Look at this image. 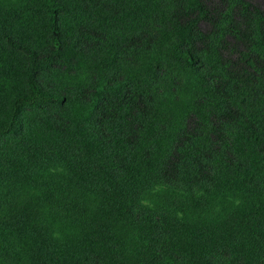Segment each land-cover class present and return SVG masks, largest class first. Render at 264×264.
<instances>
[{
    "label": "trees",
    "instance_id": "trees-1",
    "mask_svg": "<svg viewBox=\"0 0 264 264\" xmlns=\"http://www.w3.org/2000/svg\"><path fill=\"white\" fill-rule=\"evenodd\" d=\"M132 1V18L144 21L140 53L130 19L126 26L95 19L68 36L63 3L43 0L51 47L19 45L28 54V88L0 120V139L19 131L26 109L67 113L83 165L70 184L81 215L69 223V264H264V12L248 0ZM229 38L242 49L227 65ZM116 43L133 53L126 69L109 74L119 65L94 54ZM172 66L181 71L169 74ZM89 72L87 99L82 85L69 93L42 83ZM182 116L191 130L178 129ZM158 184L193 205L170 215L145 205L139 187ZM62 202L70 207V198ZM117 217L139 230L144 249L125 257Z\"/></svg>",
    "mask_w": 264,
    "mask_h": 264
},
{
    "label": "rangeland",
    "instance_id": "rangeland-1",
    "mask_svg": "<svg viewBox=\"0 0 264 264\" xmlns=\"http://www.w3.org/2000/svg\"><path fill=\"white\" fill-rule=\"evenodd\" d=\"M59 1L64 5L62 25L68 36L74 34L75 28L90 25L95 19L107 23L119 18L120 22H124L123 26L130 19V26H134L129 28L134 30L133 37L136 36L137 40L134 50L140 53L142 44L139 39L144 31V21L142 17L132 18L136 13L134 1ZM248 1L264 12V0ZM216 2L208 0L210 5ZM95 11L101 12L97 14ZM201 28L208 31L210 24L202 22ZM228 41V47L223 51L227 65L236 62L242 49V45L232 38ZM19 45L40 52L50 49L47 11L43 0H0V120L7 117L14 97L28 88V54ZM113 46L107 48L105 45V49L95 52L94 56L105 55L112 59L119 66L107 67L106 70L109 74H118L119 70L122 72L126 69L122 66L128 62L133 51L125 56L122 44ZM179 71L178 66H172L168 73L172 75ZM94 79L90 72L76 78L58 79L47 75L42 78V83L48 89L69 93L82 85V99H87ZM78 111L82 112V109ZM181 118L178 129L191 130L192 122L187 116ZM67 119V113L58 106L26 109L19 131L0 139V264L70 263L67 254H64L65 240L68 235H74L69 234V223L78 222L81 215L80 199L73 197L70 184L77 180L75 175L83 165L80 163L81 146L76 135L65 130ZM139 189L145 205L160 213L165 209L166 215L179 213L183 205L192 206L194 203L191 197H176L160 184L149 188L141 186ZM233 195V192L228 194L229 197ZM63 198H70L68 209L64 207ZM98 199L100 206L103 200ZM221 208L218 206L216 210ZM114 229L125 257L128 251H141L146 247L147 243H143L139 230L123 218L115 219ZM242 240L249 249H256L250 237L244 236Z\"/></svg>",
    "mask_w": 264,
    "mask_h": 264
}]
</instances>
